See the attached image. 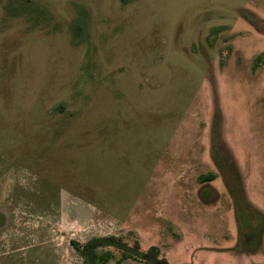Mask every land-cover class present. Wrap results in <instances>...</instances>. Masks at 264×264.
Returning a JSON list of instances; mask_svg holds the SVG:
<instances>
[{
    "label": "rangeland",
    "instance_id": "1",
    "mask_svg": "<svg viewBox=\"0 0 264 264\" xmlns=\"http://www.w3.org/2000/svg\"><path fill=\"white\" fill-rule=\"evenodd\" d=\"M263 51L264 0H0V264H82L70 239L106 233L172 264H264V234L233 248L210 153L217 111L264 212Z\"/></svg>",
    "mask_w": 264,
    "mask_h": 264
},
{
    "label": "trees",
    "instance_id": "2",
    "mask_svg": "<svg viewBox=\"0 0 264 264\" xmlns=\"http://www.w3.org/2000/svg\"><path fill=\"white\" fill-rule=\"evenodd\" d=\"M263 54L264 51L259 52L257 56L261 58ZM213 116L210 153L214 163L222 173L224 183L233 202L237 223V239L233 248L242 251H254L260 246L264 234V212L245 198L237 168L230 154L227 151L217 149L216 136L219 129V113L216 111ZM215 175L214 171H208L200 175V179L209 180ZM70 241L81 256L82 264H105L112 255L108 245L119 249L123 256L138 258L147 264H172L164 255H159L160 251L157 244L152 243L143 249L137 239L133 241V244H129L114 233L93 235L83 242L76 239H70Z\"/></svg>",
    "mask_w": 264,
    "mask_h": 264
}]
</instances>
